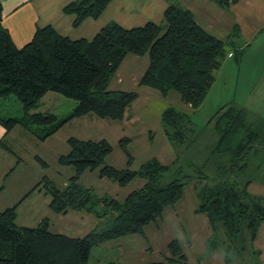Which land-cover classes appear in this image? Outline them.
<instances>
[{"label":"trees","instance_id":"16d2710c","mask_svg":"<svg viewBox=\"0 0 264 264\" xmlns=\"http://www.w3.org/2000/svg\"><path fill=\"white\" fill-rule=\"evenodd\" d=\"M112 1L77 0L62 11L74 16L77 27L86 19H98ZM211 1L228 10L241 0ZM167 2L163 24L148 22L129 29L112 23L91 40H72L48 25L38 28L22 48L16 46L3 24L0 2V101L14 96L24 110L21 118L0 116V125L6 134L20 126L38 140L46 141L75 118L94 115L99 119L124 121L139 94L112 91L109 86L130 55L149 56L140 87L156 90L164 97L175 92L191 110L202 106L225 60L226 43L203 28L190 9L175 0ZM235 32H240L237 25ZM233 34L229 40L234 38ZM49 92L77 102L69 118L59 121L52 114L30 113ZM48 126L51 128L43 135L33 132L34 127ZM162 126L170 143L186 148L204 136V129H196L190 114L174 107L163 111ZM209 126L217 140L204 167L211 165L216 171L213 185L203 183L208 179L203 169L197 168V177H192L182 168L178 169L177 161L166 165L152 159L138 170H118L106 163L113 153L108 141L69 139L70 152L60 157L59 164L73 167L74 176L62 189L44 180L33 191H45L51 197L49 208L55 214L77 212L98 219L109 217L111 226L73 238L53 233L48 219L35 228L19 226V205L0 210V264H89L93 248L128 236H145L147 226H158L167 209L177 206L185 188L192 184L199 199L196 212L207 216L213 230L222 227L228 241L238 242L242 225L247 223L246 235L254 243L264 222V206L249 190L255 179L246 178V174L253 165V173L261 165L264 121L246 107L227 104L212 116ZM130 141L123 138L119 143L129 165L134 160L128 149ZM0 145L4 146V141ZM38 160L46 166L43 160ZM89 172H98L99 178H106L121 188L136 179H142L144 184L119 201L84 187L81 179ZM168 250L169 256L162 262L150 264L189 263L179 240H172Z\"/></svg>","mask_w":264,"mask_h":264},{"label":"rangeland","instance_id":"374dc122","mask_svg":"<svg viewBox=\"0 0 264 264\" xmlns=\"http://www.w3.org/2000/svg\"><path fill=\"white\" fill-rule=\"evenodd\" d=\"M77 0H32V5L40 8V28L46 25L53 26L60 34L72 40L80 38L93 39L94 36L112 23H118L125 28L144 26L148 22L163 24V12L168 5L166 0H113L109 7L98 19L89 18L75 27L73 16H67L62 9ZM203 0H175V3L193 8L199 24L226 43V56L223 65L216 73V81L205 102L197 110H191L183 104L180 96L171 92L167 97L158 91L147 87H140L139 82L149 65V56H128L115 77L112 79L109 90L137 92L139 98L127 111V117L122 122L99 119L94 115L75 118L65 125L56 135L46 141L38 140L30 132L28 136L34 142H25L27 147V164L24 165L30 178H24L27 186L35 181H51L57 188H64L74 176L73 167L61 166L59 159L70 152L68 140L77 138L83 141H108L113 147V153L107 159V164L115 169L138 170L143 164L158 159L163 164L171 165L178 162V169L184 173L197 177L196 169H203L208 175L204 184L213 185L214 168L204 164L210 156L212 146L217 140L212 126L208 122L220 107L227 104H236L246 107L264 121V20L249 17L251 10L256 16L263 15L256 9L255 3L242 4L233 8L240 18L236 23L240 32L233 34L229 31L230 14L225 19L220 14L217 23L212 25L213 31L208 29L199 3ZM213 7H217L214 3ZM195 4V5H194ZM239 4V3H238ZM242 6V7H241ZM233 7V6H232ZM231 7V8H232ZM219 11V10H218ZM214 15V13L209 12ZM24 15H20L22 19ZM234 18V17H233ZM18 19H16L17 21ZM225 22V23H224ZM21 23H25L20 22ZM223 24V25H221ZM257 32V33H255ZM77 102L66 97L49 92L30 113L52 114L59 121L69 118L74 112ZM169 107L190 114L196 129H204L203 137L190 148L170 143L164 134L162 126V113ZM0 116L3 118H21L24 116L22 104L16 97L0 101ZM18 128V127H16ZM22 128V127H21ZM51 127H34L33 132L43 135ZM123 138L130 139L129 151L134 160L128 164V158L120 147ZM38 156L46 163L43 166L34 161ZM36 159V158H35ZM259 170L255 173L249 171L246 178L255 179L249 190L260 198L264 206V154L260 156ZM254 167V168H253ZM25 172V174H26ZM242 177H245V175ZM40 178V179H39ZM25 184V183H24ZM81 184L91 188L100 196L123 201L126 196L143 186L142 179H136L128 187L121 188L110 180L99 178L98 172L86 173ZM194 185L187 186L183 199L174 208H169L158 226L152 224L145 229V236L133 235L120 238L93 248L89 264H150L162 262L169 256L168 245L172 240H179L188 257V264H264V222L261 226L257 240L252 243L247 235V223L242 225V235L238 242L228 241L222 227L213 230L207 216L198 214L199 199ZM15 192V191H14ZM12 192V194L14 193ZM36 195V194H35ZM19 198V196H18ZM18 198L16 201H18ZM38 200H34L37 199ZM45 196H34L18 209L19 224L35 228L43 218H50L52 231L68 237L82 238L93 231H102L109 228L112 220L98 219L84 213L69 212L68 216H58L49 209L48 203L43 201ZM50 198V197H48ZM14 199V197H9ZM2 205V204H0ZM4 210V209H1ZM29 219L25 221V216ZM49 220V219H48Z\"/></svg>","mask_w":264,"mask_h":264},{"label":"crops","instance_id":"0c3cea01","mask_svg":"<svg viewBox=\"0 0 264 264\" xmlns=\"http://www.w3.org/2000/svg\"><path fill=\"white\" fill-rule=\"evenodd\" d=\"M38 1L39 0H37V2ZM0 2L2 3V6H3V24L9 30V32L12 36V39L15 42L16 46L18 48H22L23 46H25L26 44H28L32 40L37 29L40 28L38 25V23L40 21V17H41L40 16V8L37 5V9H36L32 5L33 4L32 0H0ZM209 2L214 3L211 0H203L201 3H199V1H196V3H199L201 5L202 9L206 10V12L202 11V13H203L204 17L205 16L208 17L205 19L208 20V22H207L208 29H210L212 31H213L212 25H214L215 23L218 24L217 23L218 14H220L221 17L224 18V20H226L225 16H228L226 14V13H228L231 16V18H229L231 20V22L229 24V31L232 32L234 30L235 26L237 25L236 23H240V21H241V19H240V21L238 20L240 18V12H239V15L237 14V12L240 8H238L237 11H236V9L234 10L233 8H235L237 6L239 7L240 5H242L244 3H245V5H247L250 2L255 3L254 5L256 6L257 11L259 13H263V15L256 16L253 13V11L251 10L252 15H249V17L260 18L261 16H263V20H264V0H241L239 2V4L233 5V7L228 9V10H223L216 3H214V4L217 7H213V5H211V3H209ZM167 7H168V5H167ZM184 7H186V6H184ZM186 8H188V7H186ZM188 9H190L194 13L193 8H188ZM209 12L214 13V15L210 14ZM21 14L24 15L22 19L19 18V16ZM163 14H164V12H163ZM194 15H195V13H194ZM67 16H69V15H67ZM70 16H72V15H70ZM16 19H18V20L16 21ZM23 21L25 23L20 24V22H23ZM218 25H220V24H218ZM221 25H223V24H221ZM255 33H257V32H255ZM126 117H127V114H126ZM25 140L28 143H30L31 141L34 142V139H31L28 136V133L23 128H21L20 126H18V128H15L12 132H10L7 135L4 127L0 125V142L4 141V143H5L4 146L0 145V189H1L0 190V204H2V205H0V210L1 209L5 210L8 208L14 207L16 205H19L18 206V209H19L23 204L28 203L33 198V195L34 196H36V195L45 196L43 201H46L48 203V206L50 204L51 197L48 194H46L45 191H40L38 189L33 191L34 188L39 183L43 182V179L40 182L35 181L33 184L27 186L25 189L23 188V186L26 185V182H28V180H26L24 182L23 179L24 178H26V179L30 178V176H28V173L26 172V169L24 167V165L27 164V156H26L27 147H24V144H23L25 142ZM34 157L36 158V159L34 158V161L37 163L38 162L37 161L38 156L35 155ZM25 172H26V174H25ZM71 177H73V176H71ZM12 192H14V193L12 194ZM10 196L14 197L15 200H13V199L9 200ZM18 196H19V198H18ZM48 197H50V198H48ZM17 198H18V201H16ZM38 199L39 198L34 199V200H38ZM18 209H17V212H18ZM68 215H70V214L58 215V216H68ZM44 219L45 218H43L42 221ZM47 219H49L50 230L52 231V222H51L50 218H47ZM17 220H18V213H17ZM25 221L26 222L29 221V219L27 218V215L25 216ZM41 222H38V223L40 224ZM18 225L22 226V227H27V226H24V225L19 224V223H18ZM55 233H58V232H55ZM198 264H201V262Z\"/></svg>","mask_w":264,"mask_h":264}]
</instances>
